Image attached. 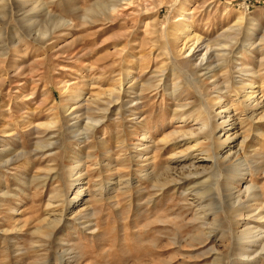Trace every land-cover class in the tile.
Here are the masks:
<instances>
[{"label": "rangeland", "instance_id": "obj_1", "mask_svg": "<svg viewBox=\"0 0 264 264\" xmlns=\"http://www.w3.org/2000/svg\"><path fill=\"white\" fill-rule=\"evenodd\" d=\"M254 1L0 0V264H264V252L246 258L236 247L239 236L264 246V117L247 118L233 102L241 79L264 99V0ZM179 24L180 37L207 45L217 91L207 79L194 88L170 60L166 43ZM125 72L127 100L137 98L104 113ZM90 95L101 103H87ZM216 96L243 121L228 146L239 152L234 171L166 186L145 177L178 173L183 157L172 154L195 140L157 141L197 126ZM47 121L54 127L35 128ZM194 147L182 164L204 155ZM226 175L235 191L253 184L241 197L244 220V209L230 212ZM68 180L81 201L52 227L45 219L60 216Z\"/></svg>", "mask_w": 264, "mask_h": 264}, {"label": "bare ground", "instance_id": "obj_2", "mask_svg": "<svg viewBox=\"0 0 264 264\" xmlns=\"http://www.w3.org/2000/svg\"><path fill=\"white\" fill-rule=\"evenodd\" d=\"M125 1H129V0H125ZM113 9H115V8L114 7L110 8L111 11H113ZM239 21H241L240 18L238 19V22ZM180 24L178 26H175V28L173 27L174 32H172L170 34V37L166 43L167 44L166 46H167V49H168V52L170 55V57H169L170 60L172 62H174V65L178 70H180V71L182 70V72H184V74L186 75V80H188V82L190 84H192V86L194 88L196 87V84L199 81H201V80L205 81L207 79V82L212 84L213 87L215 88V90L220 89L218 86V84H219L218 80L219 79L214 77L215 74L214 75L211 74L214 71V69H212L213 65L211 64L212 68H210L211 65L208 67V65H205V63H204V61L207 57L206 55L208 53L207 45L205 44L206 49L204 50V48L201 47V45H199V43H198L200 40V37L195 36V35L185 37L184 39L182 37H180V34L182 32L181 33H179L180 31L177 32L179 29L181 30V27H183V25L180 26ZM238 24L239 23H237V25ZM30 26H32V25H30ZM232 28H234V26L230 27L229 29H232ZM39 31L41 32L43 37L45 36V38H48L51 34V31H48L47 29H39ZM180 59H182L181 61L185 60L186 63L189 64V66H191V68H192L191 73L192 74H187L188 72L186 70H183L182 67H179L180 65L179 66L177 65V62ZM210 59H211V57H210ZM208 63H206V64H208ZM214 67H216V66H214ZM162 71H165V70L163 69ZM124 76H125V78L123 80H126V82H124L123 80H120L121 84H119L117 87L115 86L116 88H113L109 92V94H106L107 95V101L102 102V106H103V109L105 111L104 113L108 112L110 105L112 103L117 102L119 105L122 106V104H124V103L127 104L129 102H133L137 98V97H135V98L129 99V101L127 100V97L129 98V92L128 91L130 88L131 89L134 88V86L129 85L128 87H126L128 83L130 84L132 78L130 77V74H127V72H125ZM209 79H211V80H209ZM241 80L238 81L240 86L236 87V96H234L235 98L233 100L234 105L235 106L236 105L241 106L243 108V110L245 111L246 117L248 115V117H250L253 120L254 119H256V120L262 119L264 117V99L259 96L260 91L258 89H255V87H254L255 82H252L250 85L249 84L247 85ZM179 83L180 84H176V82H175L176 85L174 84L175 86H173L174 91H176L181 86L182 83L181 82H179ZM154 88L159 89L160 84L158 83L157 85H155ZM217 96L212 103H210L209 105H206L205 108L199 110V113H198L199 116L198 117L200 120H198L199 122H198L197 126L196 125L193 126V124H192V126H190L188 129H181L182 127L181 128L180 127L179 128L174 127L171 129L170 132L167 131L168 133L163 138H161L157 141V143H167L168 141L171 142L175 138H187L189 140H195V144L193 143V145L192 144L190 146L188 145L186 148H184L178 152H174L172 154V155L179 154V155H182L181 158L182 157L184 158V159L182 158V160H180L178 162V164L181 165L178 173L173 175V176L170 175L171 173L170 174L168 173L170 176L167 175V176H163V177H162V175H165V172L160 173V175H155L154 173L153 174L150 173V174H146L145 177H148V175H150L151 177L149 179H151L152 181H154L158 185L160 184L161 186H166L169 183L177 184L179 182L191 181L192 179H195L197 176H199V175L201 176V174L208 169L209 170L214 169L216 171H218L220 169L226 170V171L228 170L227 172L234 171V169H235L234 164L237 163V161L239 160V152H238L237 148L235 150H232V148L228 147V146H229L230 141L237 137L236 135L238 132L234 128H235V123H236L235 120H239V119H235V120L233 119L234 118L233 112L235 110L232 108L233 104H231L230 102H228L224 99H221ZM86 101H87V103H94V104L95 103L96 104L101 103L99 97L91 96V95L87 96ZM126 101H128V102H126ZM188 105H189L188 103H185V104L183 103V104L179 105V108L182 109ZM179 108H177V109H179ZM174 112L176 114L179 113V112L177 113L176 110ZM103 120H104V118H103ZM185 121H187V119L185 120L184 117L180 116V118L177 119L176 122H178L180 124V126H182V125H184ZM241 122H243V121L239 120V125ZM195 126H196V128H195ZM52 127H54V123L50 122V121H47L44 123H38L35 125L36 129H40V128H47L48 129V128H52ZM147 134H148L147 132H143L141 135L142 136L141 139L144 138V139L150 141L151 138L149 136H147ZM147 143H148V141H147ZM145 144L146 143H142L141 145L143 146ZM141 145H138V146H141ZM194 145L195 146L197 145V147H198V145L201 146L199 148H201L200 151H201V153L203 152L204 155L201 157H198V156L194 157V160L187 161L188 163L182 164V162H184L185 160H188L186 158V156L189 155V152H188V154L185 155V154H183V151L192 150L193 148H195ZM178 158H176V160H178ZM205 160L210 161V163L209 164L204 163L203 161H205ZM168 168H170V167H168ZM165 169H167V166L165 167ZM232 179L233 178L230 175L224 176L223 190L226 192L225 196L228 197V202H229L228 207L231 209L230 212L236 216V215H238V212H240L244 209L245 210L244 213L243 214L240 213V215H238L241 217V218L239 217L241 220H244L247 217H249V213H250L249 209L250 208H249V206L244 205V203H246V202L242 201L241 197H242V195H244L245 197H248V190L253 188V186H252L253 184L249 185L250 182L249 183L247 182L245 189L243 191H240V190L235 191L233 185L230 184ZM67 184L68 185H67L66 192H61L58 195L60 197L59 199H61L60 204L62 205L61 214H60V216H58L59 218L57 217V218H54L53 220L52 219H45V222L47 224L51 225L52 227L57 226V224L61 222L62 213L66 210V208H69L67 206L74 207L76 203L81 201V198H80L81 195L80 194H82V192L79 190V187H76V189H75L76 192H75V191H72L73 187H74V186H72L73 185L72 181L68 180ZM218 184H217V186H218ZM219 189L220 188L218 187V190ZM70 190H71L70 193H72V197H70V196L68 197V195H67V192ZM216 190H217V188H216ZM214 193L217 194L218 192H214ZM216 194H214V195H216ZM249 195H251V194H249ZM217 196H218V194H217ZM225 199H227V198H225ZM226 204H227V202H226ZM255 205H257V204H255ZM252 207H253V205H252ZM247 231H249V230H247ZM246 232H245V234H246ZM243 233L244 232H240V233H238V235L243 234ZM246 238L244 239L242 236H239L237 238L239 240H236V247L238 250H240L241 255L245 256L246 258H249L251 256H255L254 254H259V253L264 252V246L263 245L260 246L258 251H256L255 249L253 250L252 244L256 246V244H258V243L260 244V241L251 240L249 242V240L247 239L248 240L247 241ZM245 248L247 250H245Z\"/></svg>", "mask_w": 264, "mask_h": 264}, {"label": "built area", "instance_id": "obj_3", "mask_svg": "<svg viewBox=\"0 0 264 264\" xmlns=\"http://www.w3.org/2000/svg\"><path fill=\"white\" fill-rule=\"evenodd\" d=\"M245 4V7L247 8V9H249L250 8V6L252 5V4H250V3H247V2H244Z\"/></svg>", "mask_w": 264, "mask_h": 264}, {"label": "crops", "instance_id": "obj_4", "mask_svg": "<svg viewBox=\"0 0 264 264\" xmlns=\"http://www.w3.org/2000/svg\"><path fill=\"white\" fill-rule=\"evenodd\" d=\"M255 1H257V0H255ZM255 1H254V2H255Z\"/></svg>", "mask_w": 264, "mask_h": 264}]
</instances>
